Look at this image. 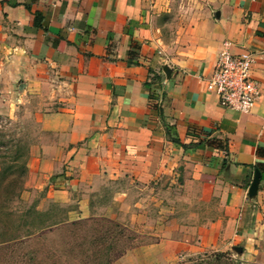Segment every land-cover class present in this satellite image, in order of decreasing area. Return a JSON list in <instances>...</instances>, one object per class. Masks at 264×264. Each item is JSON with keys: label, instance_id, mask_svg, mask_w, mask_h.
Instances as JSON below:
<instances>
[{"label": "crops", "instance_id": "0c3cea01", "mask_svg": "<svg viewBox=\"0 0 264 264\" xmlns=\"http://www.w3.org/2000/svg\"><path fill=\"white\" fill-rule=\"evenodd\" d=\"M170 1L0 0V81L43 102L33 187L47 180L84 215L102 180L143 186L179 176L205 215L184 230L164 227L131 255L145 264L235 248L243 256L264 232V0H193L188 23L165 29ZM223 42L232 56H259L249 113L220 107L205 90ZM126 192L111 190L112 203Z\"/></svg>", "mask_w": 264, "mask_h": 264}, {"label": "rangeland", "instance_id": "374dc122", "mask_svg": "<svg viewBox=\"0 0 264 264\" xmlns=\"http://www.w3.org/2000/svg\"><path fill=\"white\" fill-rule=\"evenodd\" d=\"M192 4L168 2L164 28L186 25ZM41 100L0 81V169L8 167L7 177L0 176V264H145L141 254L131 252L153 243L164 227L177 222L184 230L193 227L185 222L205 215V205L192 201L175 175L143 186L123 180L115 187L102 180L84 215L75 196L52 194L47 180L39 179L42 185L33 187L37 176L31 164L43 136L36 122ZM119 187L127 189L125 197L112 203L111 190ZM209 254H221L218 261L209 258V264H264V232L254 250L243 256L234 249L205 251L181 254L173 264H193L191 260Z\"/></svg>", "mask_w": 264, "mask_h": 264}, {"label": "built area", "instance_id": "2783aa9c", "mask_svg": "<svg viewBox=\"0 0 264 264\" xmlns=\"http://www.w3.org/2000/svg\"><path fill=\"white\" fill-rule=\"evenodd\" d=\"M228 47L229 43L223 42L216 54L213 68L204 79L205 90L214 94L220 107L249 113L259 98V84L250 75L259 56L247 51L232 56Z\"/></svg>", "mask_w": 264, "mask_h": 264}, {"label": "trees", "instance_id": "16d2710c", "mask_svg": "<svg viewBox=\"0 0 264 264\" xmlns=\"http://www.w3.org/2000/svg\"><path fill=\"white\" fill-rule=\"evenodd\" d=\"M173 143H177V142L175 141ZM7 169H8V167L7 168L3 167L0 169V176H1L2 180H4L7 177L6 175H4L5 171ZM23 174H24V170H23ZM201 256H203L204 258H202ZM201 256L196 257L195 260H191V261H193V264H209V262H208L209 258H212L213 262L218 261L221 254H209V255H201ZM205 260H207V262ZM210 263H211V261H210Z\"/></svg>", "mask_w": 264, "mask_h": 264}, {"label": "water", "instance_id": "95a60500", "mask_svg": "<svg viewBox=\"0 0 264 264\" xmlns=\"http://www.w3.org/2000/svg\"><path fill=\"white\" fill-rule=\"evenodd\" d=\"M164 70V69H163ZM165 72V71H164ZM259 175L257 172L253 174L252 180L250 182L249 188L247 190V196L252 197L255 193L256 183L258 182ZM234 250H238L239 248H235Z\"/></svg>", "mask_w": 264, "mask_h": 264}]
</instances>
